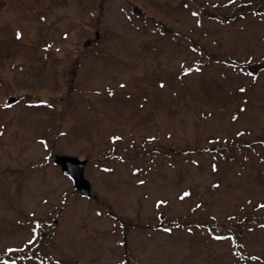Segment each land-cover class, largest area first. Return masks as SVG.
I'll list each match as a JSON object with an SVG mask.
<instances>
[{
  "label": "rangeland",
  "instance_id": "rangeland-1",
  "mask_svg": "<svg viewBox=\"0 0 264 264\" xmlns=\"http://www.w3.org/2000/svg\"><path fill=\"white\" fill-rule=\"evenodd\" d=\"M225 1L0 0V264H264V12Z\"/></svg>",
  "mask_w": 264,
  "mask_h": 264
},
{
  "label": "trees",
  "instance_id": "trees-1",
  "mask_svg": "<svg viewBox=\"0 0 264 264\" xmlns=\"http://www.w3.org/2000/svg\"><path fill=\"white\" fill-rule=\"evenodd\" d=\"M262 1L264 0H257L255 5L252 8H244V2H248V0H226L225 2L222 3V6L225 5L228 10L225 12H222L221 14L219 13H211L210 15H212L213 17H218L220 19H224V20H235V18H239L241 15H244L247 12H255V13H262L264 12V5L258 6L262 3ZM240 66V65H239ZM243 66H247L246 70L254 73V65L253 63L246 61L244 63ZM241 67V66H240ZM250 219H247V221H245V223H249ZM34 229L37 231L38 235L36 237V240L34 241L33 244L31 245H27V246H20V249L17 251L19 255H27L28 257H34V253H40L42 246L44 245V241H45V234L48 232L47 229L43 230L40 228V226L38 224H36L34 226ZM237 235V234H236ZM41 256V254L39 255V257ZM37 259H41V258H37ZM40 261V260H39ZM42 263V262H41Z\"/></svg>",
  "mask_w": 264,
  "mask_h": 264
},
{
  "label": "water",
  "instance_id": "water-1",
  "mask_svg": "<svg viewBox=\"0 0 264 264\" xmlns=\"http://www.w3.org/2000/svg\"><path fill=\"white\" fill-rule=\"evenodd\" d=\"M15 100V96L7 98L8 102H14ZM55 161L60 165L61 170L69 175L73 188L78 194H90V183L83 174L85 159H80L74 155L59 154L55 157Z\"/></svg>",
  "mask_w": 264,
  "mask_h": 264
},
{
  "label": "snow or ice",
  "instance_id": "snow-or-ice-1",
  "mask_svg": "<svg viewBox=\"0 0 264 264\" xmlns=\"http://www.w3.org/2000/svg\"><path fill=\"white\" fill-rule=\"evenodd\" d=\"M185 195H187V193H185ZM217 239H219V237H217ZM29 243H31V241Z\"/></svg>",
  "mask_w": 264,
  "mask_h": 264
}]
</instances>
